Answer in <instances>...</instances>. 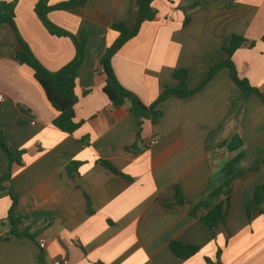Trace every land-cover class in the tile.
Instances as JSON below:
<instances>
[{"label":"crops","instance_id":"1","mask_svg":"<svg viewBox=\"0 0 264 264\" xmlns=\"http://www.w3.org/2000/svg\"><path fill=\"white\" fill-rule=\"evenodd\" d=\"M2 1L16 2L18 33L47 70L72 61L73 42L48 33L34 11L39 0ZM152 5L157 20L144 23L112 59L120 84L145 105L166 87H177L175 70H188L187 86L196 88L227 59L224 48L235 35L248 41L233 55L239 76L264 92V0ZM137 15L136 0H88L83 8L49 14L59 28L88 37L75 88V121L82 124L72 135L54 127L58 113L33 70L17 60L21 47L13 28L0 25V130L11 151H24L18 165L0 148V177L11 172L23 216L19 230L36 237L0 238V264H43L41 256L44 264H264V216L251 212L255 191L264 185V102L244 95L223 68L198 94L163 101V117L155 124H140L126 106L114 108L103 92L99 60L118 37L111 26L134 29ZM235 135L245 155L236 165L240 174L230 179L223 166L238 152L222 144ZM86 138L88 145L78 144ZM70 162L81 163L71 174ZM176 187L185 197L180 206H172ZM200 202L205 206L197 208ZM219 203L226 219L211 230L202 218ZM10 205L9 194L0 191V223L7 233ZM34 214L43 217L34 220ZM38 237L46 239L44 250ZM173 241L199 252L181 260L170 249Z\"/></svg>","mask_w":264,"mask_h":264},{"label":"trees","instance_id":"2","mask_svg":"<svg viewBox=\"0 0 264 264\" xmlns=\"http://www.w3.org/2000/svg\"><path fill=\"white\" fill-rule=\"evenodd\" d=\"M88 0H66L57 5H49V0H39L35 5L34 11L52 36L65 37L71 39L75 48V54L70 63L65 67L56 72L47 70L40 61L35 57L31 51L29 45L21 38L15 25V8L16 2H0V25H10L20 43V50L16 54L17 60L22 64L26 65L33 70L34 77L43 89L45 96L51 105V107L58 113L57 117L53 121L54 127L60 131L72 135L74 134L82 123L75 121V105L78 102V97L75 92L79 71L84 64L88 37L86 33H81L76 36L56 26L49 19V14L52 11H70L83 8ZM155 0H136L138 7L137 23L134 29H129L123 23H115L111 26V30L118 34L117 39L114 43L107 48L105 54L99 60V66L102 72L106 75V83L103 88L104 94L107 96L114 108H121L126 106L128 111L132 113L139 121L140 124L144 120H150L153 124L159 122L163 117L162 111L159 109L160 104L168 99L170 96H175L180 99H185L198 94L216 75L223 69L227 68L230 71V76L233 82L239 87L244 95H256L264 102V92L253 87L247 79L241 78L238 74L236 66L233 62V55L243 45L247 44V39L240 36H233L229 47L224 48L227 54V59L219 62L213 66L204 79L194 89H189L187 86L188 70L178 69L172 74L175 81L178 82L176 88L166 87L159 98L151 105H145L134 93L124 88L112 66L113 57L121 50V48L131 39L139 34L141 26L146 22H154L157 20L158 11L153 7ZM264 42V38L262 39ZM255 42L250 44L254 47ZM79 145H88L89 140L78 141ZM231 153L238 152L236 156L226 162L223 166V171L227 173L229 178H233L240 174L236 169L237 163L244 157L245 152L243 150V142L239 136H233L229 141L222 144ZM0 148L7 154L11 164L22 165V157L24 155L23 150L11 151L7 146L6 137L4 132L0 130ZM97 164L105 167L109 171L118 174L117 170L106 161H98ZM81 163L70 162L66 165L68 173L71 174L76 171ZM230 181L226 182L225 185L213 193L210 197L218 195L221 190L229 186ZM0 191L7 192L10 196L11 205L7 215V223L9 227L8 237L26 235L31 239H35V235L28 233V231L20 232L19 227L23 222V216L18 211V198L14 194L12 189V175L11 172L0 177ZM88 202V213L92 214L91 202L87 197ZM185 202V197L179 187H176L175 201L172 206H180ZM264 185L259 186L254 194L253 206L251 212L260 211L264 216ZM205 202H200L197 206L203 207ZM43 217L40 214H34V220H38ZM28 218V216H25ZM226 219V212L223 203H219L210 209L205 216H203V223L211 230H214L217 224L223 222ZM7 237V238H8ZM170 249L173 254L181 259L188 260L195 256L199 252L197 246L184 245L181 242L173 241L170 244ZM220 251L217 257H219ZM41 263L44 264L43 257L41 256ZM209 264L211 262L209 261Z\"/></svg>","mask_w":264,"mask_h":264},{"label":"built area","instance_id":"3","mask_svg":"<svg viewBox=\"0 0 264 264\" xmlns=\"http://www.w3.org/2000/svg\"><path fill=\"white\" fill-rule=\"evenodd\" d=\"M4 97L0 95V101H3ZM32 124H35V122H32ZM8 237V233L3 230V226L0 223V238L5 239ZM37 245L41 250H44L46 248V239L44 237H38L37 238ZM54 264H68L66 260H56Z\"/></svg>","mask_w":264,"mask_h":264}]
</instances>
